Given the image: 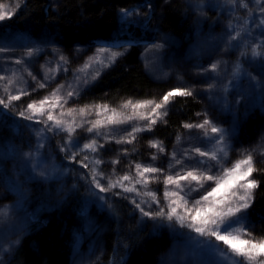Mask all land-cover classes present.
Here are the masks:
<instances>
[{
  "label": "snow or ice",
  "instance_id": "1",
  "mask_svg": "<svg viewBox=\"0 0 264 264\" xmlns=\"http://www.w3.org/2000/svg\"><path fill=\"white\" fill-rule=\"evenodd\" d=\"M27 7V0H16L11 6L0 4V33L8 32L11 25L5 22L14 17L19 19ZM170 7L171 0L159 3L138 0L121 6L117 10L120 32L128 35L122 43H88L86 48L72 49L47 34L36 39L13 36L0 42V180L26 200L29 184L41 195H50L52 184L74 173L71 187L60 183L59 191L67 190L71 196H77L83 188L91 198L85 204L92 203L105 213L104 220L109 225L119 224L122 209H128L127 215L133 223L129 225L128 242L118 241V249L130 250L136 246L133 237L138 241L145 230L148 236L163 230L171 233L175 241L173 259L169 262L162 258L158 264H264V234H258L256 224L251 221L258 190L264 189V169L257 167L255 158L264 157V120L259 127V143L248 148L239 146L237 130L241 118L236 108L242 104L259 107L264 114V3L261 0H223V3L190 0L185 12L196 14V35L202 34L201 24L210 19L206 15L210 11L227 12L226 17L217 15L212 21L214 26L225 21L223 35L218 43L211 45L216 55L210 54L206 60L190 64L195 72L191 82H185L183 74L176 73L181 83L165 92L159 101L129 97L118 108L95 101L82 107L77 104L108 69L129 54L130 48L141 46V41H144L142 58L146 67L149 63L176 62L177 42L168 34H161L158 26ZM154 20L157 26H153ZM133 26L142 29L144 35L133 33ZM107 39L118 41L120 35ZM206 45L207 41L192 45L191 55L202 57ZM74 59L78 62L76 67H73ZM41 61V68L47 70L42 76L31 70ZM40 89H48L47 94L41 95ZM177 96L206 97L220 104L222 110L233 116L231 129L221 127L220 121L209 118V112L202 110L196 113L202 119L183 124L190 133L188 140L196 142L179 151L174 147L168 154L166 168L141 163L135 164V172L131 163L128 171L117 168L121 163L120 153L126 158L128 149L105 148V144L113 141L131 144L137 140L138 133L152 132L158 120L167 123L164 118L171 111L170 105L175 106ZM76 117L80 118L79 123ZM134 119L145 123H130ZM9 122L20 131L18 143L15 136L6 134ZM124 124L128 126L121 127ZM193 129L200 134L191 135ZM24 130L28 132L26 139ZM177 140L181 141L179 135ZM149 146L157 149L152 154L153 161L165 152L163 143L154 138L149 139ZM238 146L240 155L233 160L230 153L236 152ZM111 152L116 155L105 161L104 156ZM65 160L69 162L67 165L63 163ZM76 164L80 167H73ZM152 183L162 184L163 188L150 187ZM0 217H8L7 206L0 210ZM86 220L89 225L96 224L91 217L86 216ZM259 222L264 225V215ZM95 230H99V225ZM20 243L19 235L0 240V264H11ZM177 255L180 260L175 259ZM122 260L118 255L116 264Z\"/></svg>",
  "mask_w": 264,
  "mask_h": 264
},
{
  "label": "trees",
  "instance_id": "2",
  "mask_svg": "<svg viewBox=\"0 0 264 264\" xmlns=\"http://www.w3.org/2000/svg\"><path fill=\"white\" fill-rule=\"evenodd\" d=\"M138 0H27L28 7L23 9V15L19 19L13 18L12 21L5 23L10 24L11 28L6 33H0V42L6 40L9 36L26 35L33 39L47 34L51 39L61 41L69 45L70 48L75 47L86 48L88 43H113L124 42L128 39L125 32H120L121 21L118 16V9L121 6L137 3ZM159 3L160 0H157ZM190 0H171V7L163 13L164 19L159 22L161 34H168L172 37L175 48L180 45L184 49L178 52L175 63L166 61L165 64L149 63L146 67V61L142 58L144 51L141 41V46H134L128 50V55L122 58L117 65L108 69L101 79L96 83V86L77 102L82 107L93 101L96 103H108L110 108H118L120 103L129 97L134 99H159L162 95L177 85L181 81L177 80L176 73H182L185 82H191L194 76V69L190 67L191 63L197 60H206L208 55H216L213 52L211 45L219 42L222 33L223 24L221 21L219 26H214L212 21L216 20L217 15L227 16L225 13L208 12L206 15L210 18L201 24V35L197 36L194 28L195 13H186L185 6ZM223 3V0H219ZM264 3V0H261ZM16 3V0H0V4L11 6ZM162 7H168L162 5ZM253 7H255L253 5ZM157 14H160L158 8ZM153 26H157V21H153ZM249 27H253L249 25ZM133 33L144 35L142 29L132 27ZM191 30V33H190ZM119 33L120 39L114 41L107 39L108 37L115 38ZM77 43H73V42ZM207 41L205 51L202 57L191 55L190 49L192 45L203 44ZM59 46H63L60 44ZM75 58V53H72ZM232 59H236L234 55ZM77 61L74 59L73 67L77 66ZM41 64H36L31 69L40 75L46 73V69L41 68ZM89 71V69H84ZM2 74V73H0ZM167 74V76H165ZM19 75V73H18ZM24 78L31 83V78L24 73ZM59 78V77H58ZM69 79L71 75L69 74ZM40 94H47L48 89H40ZM107 93V95L105 94ZM22 99H28L23 97ZM231 99V97H230ZM175 106L171 107L169 115L164 119L167 123L157 121L152 132H141L137 134V140L131 144H116L113 141L111 144H105V148L111 149H128L127 157L124 153L121 155V163L116 165L121 171H128L129 163H131L132 171L135 172V164H154L167 167L168 154L175 147L179 151L182 147H186L189 143V130L183 128V124L188 121H195L203 117H197L196 113L202 110L209 112V118L221 122L220 126L225 129H231L233 116L229 111L222 110L220 104L215 101H210L206 97H175ZM75 106V105H74ZM238 114L241 118L240 127L237 130L238 145L244 148L255 146L259 143L260 132L259 127L264 114L261 113L259 107L251 108L247 105H237ZM128 114H131L130 112ZM80 118L76 117L77 123ZM130 123L143 124L142 120L134 119ZM127 124L121 127H127ZM79 131V129H78ZM6 134L15 136L17 143L19 142L20 131L16 130L11 122ZM199 130L193 129L191 135H199ZM24 138L28 136L27 130L23 132ZM85 135H87L85 133ZM181 137L178 142L177 136ZM161 141L165 147V152L159 155L155 161L152 160V154L157 152L156 148L149 146V139ZM55 148L56 141L53 142ZM103 143V141H101ZM239 146L236 152L230 153V158L235 160L239 157ZM116 155L111 152L104 156L105 161H110ZM63 154H61L62 158ZM258 161L257 167L264 169V157L256 155ZM57 164L60 160L56 161ZM68 164L67 160L63 161ZM9 174L12 175V164L9 163ZM79 168L78 164L73 165ZM105 167V165H101ZM87 171V169H81ZM70 174L61 182L54 183L51 186L50 195H41L31 184L27 187L30 189L26 200H22L12 187H9L0 180V207L2 210L7 206L8 220L7 226L0 224V240L5 234H10L13 237L19 235L21 241L19 251L15 253L11 259V264H70L74 261V257L78 255L80 245L83 241L81 230L83 225H89L86 216L99 213L104 218L105 213H101L99 209L85 204L91 198L81 188L77 196H71L70 193L60 192V183H66L67 187H71L72 176ZM254 175H259L254 173ZM13 179L15 176L13 175ZM82 183V182H81ZM161 187L163 185L150 184V187ZM45 191H48L46 186ZM162 195V192L160 193ZM255 210L252 212L251 221L256 224V232L264 234V225L260 224V217L264 215V189L258 190L256 196ZM126 203V202H121ZM128 209L123 208L121 211L120 223L112 222L110 225L106 222L104 232L98 241L95 249H88V255L94 256L88 264H116L118 255L123 257L120 264H158L164 258L166 260L173 259L174 243L171 233L167 230L147 235V230L142 233L137 241L133 237L136 246L130 250L118 249V241H126V237L130 235L129 225L133 223L127 215ZM1 220V219H0ZM79 237V239H77ZM117 249V252L113 250ZM178 252L182 250L177 249ZM127 252V254H125ZM180 260V255L175 257Z\"/></svg>",
  "mask_w": 264,
  "mask_h": 264
},
{
  "label": "rangeland",
  "instance_id": "3",
  "mask_svg": "<svg viewBox=\"0 0 264 264\" xmlns=\"http://www.w3.org/2000/svg\"><path fill=\"white\" fill-rule=\"evenodd\" d=\"M9 38L12 39L13 36L6 37V40ZM176 50H177V52H179L178 49H176ZM173 83H174V85H178L177 82H173ZM90 205H94V204L91 203ZM0 210H2L1 207H0ZM10 217H11V215H9L7 218L0 217V219H1L0 224L2 226H7L8 222H9L8 220L10 219ZM90 217L96 221V224L95 225H88L87 227H86V224L83 225V227H82L83 229L81 230V233L83 235L84 244H83V242L81 243L78 255H76L74 257V261L72 260L70 264H81V262H82V264H88V262L91 260V258L93 259V257H94V256L88 255V249H92V248L95 249V247H97L98 241L101 238V234H103V232H104L103 229L106 227V221L104 220L103 217H101L99 215V213L91 214ZM97 225H99L98 231L95 230ZM5 237H7L9 239H15V237H13L11 235V233L5 234V236H3L1 238V240H3Z\"/></svg>",
  "mask_w": 264,
  "mask_h": 264
},
{
  "label": "bare ground",
  "instance_id": "4",
  "mask_svg": "<svg viewBox=\"0 0 264 264\" xmlns=\"http://www.w3.org/2000/svg\"><path fill=\"white\" fill-rule=\"evenodd\" d=\"M176 49H178L179 51L180 50H182V49H184V46L183 45H180L178 48H176Z\"/></svg>",
  "mask_w": 264,
  "mask_h": 264
}]
</instances>
